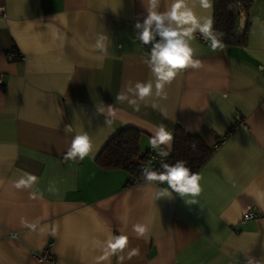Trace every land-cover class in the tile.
Masks as SVG:
<instances>
[{"label": "crops", "instance_id": "obj_1", "mask_svg": "<svg viewBox=\"0 0 264 264\" xmlns=\"http://www.w3.org/2000/svg\"><path fill=\"white\" fill-rule=\"evenodd\" d=\"M249 2L245 46L213 50L195 32L200 66L135 111L117 96L129 83H155L145 63L151 45L136 39L143 0H0V264H38L30 255L46 247L57 264H264V0ZM194 12L213 18L212 1ZM11 52L22 58L8 60ZM160 124L211 149L198 196L156 199L167 184L97 164L120 129L141 132L144 154L148 129ZM84 133L90 154L66 159ZM25 173L37 183L16 188ZM249 210L261 217L242 221ZM118 235L128 244L113 254L107 242Z\"/></svg>", "mask_w": 264, "mask_h": 264}, {"label": "clouds", "instance_id": "obj_2", "mask_svg": "<svg viewBox=\"0 0 264 264\" xmlns=\"http://www.w3.org/2000/svg\"><path fill=\"white\" fill-rule=\"evenodd\" d=\"M147 16L143 22H137L136 39L141 45H151L150 51H147V64L155 83L151 80L148 82L137 81L133 85L129 83L126 91L120 93L117 99L127 101L135 111H139L140 104L138 101H144L145 98L152 96L164 98V88L171 84L179 72L189 67L198 68L200 61L194 59V49L191 41L194 33L199 31L207 40L210 41V47L216 50L221 45L223 33L213 29V20L211 16L198 17L194 8L197 3L201 8L210 7V0H171L170 5L164 11L160 10L161 0H143ZM106 36L98 37V46L102 51L107 53ZM64 132L71 133L73 128L71 124L64 126ZM151 133L149 145L162 158V171L157 172L149 167H143L142 176L149 184L156 186L158 184H167V188H156V199L160 197H171L172 193H178L181 196L191 195L196 197L201 192L200 174L192 172L186 166V162L178 160L174 164L164 162L170 155L173 143V133L163 124L148 129ZM195 149L196 144L191 145ZM92 144L87 133L77 134L72 137L71 144L67 150L66 159L83 160L91 152ZM37 183V177L25 173L16 182V188H31ZM171 190V191H169ZM49 191H55L50 188ZM193 199L189 203H195ZM134 231L143 236L145 228L141 225H135ZM128 244V237L118 235L107 242V248L111 249L114 254L118 249H124ZM107 258V257H105ZM246 264H253V259L249 258Z\"/></svg>", "mask_w": 264, "mask_h": 264}, {"label": "trees", "instance_id": "obj_3", "mask_svg": "<svg viewBox=\"0 0 264 264\" xmlns=\"http://www.w3.org/2000/svg\"><path fill=\"white\" fill-rule=\"evenodd\" d=\"M213 4V29L223 33L221 44L225 46H245L248 34L247 12L249 0H211ZM241 17L246 19L244 32L235 35L238 21ZM173 143L170 155L165 159L169 164L178 160L186 162L192 172L197 173L209 160L211 149L202 140L189 134L180 127H176L173 134ZM141 132L132 127H124L114 134L99 153L96 162L103 169H120L128 172L133 179L143 180L141 174L143 167H148V153L142 154L139 148ZM195 143L193 149L191 145Z\"/></svg>", "mask_w": 264, "mask_h": 264}, {"label": "built area", "instance_id": "obj_4", "mask_svg": "<svg viewBox=\"0 0 264 264\" xmlns=\"http://www.w3.org/2000/svg\"><path fill=\"white\" fill-rule=\"evenodd\" d=\"M0 14L3 15V11L0 10ZM200 40H204L202 36H198ZM21 59L22 56L17 53V52H11L7 55L8 60H16V59ZM2 83L1 78H0V84ZM161 157L157 154V150H153L151 147L149 148V153H148V162L147 165L150 169H153L157 172L162 171V168L160 167L161 165ZM164 162H167L164 160ZM168 163V162H167ZM146 181V179H144ZM166 184V183H165ZM164 184H158L156 186H161ZM261 217V213L258 211L254 210H249L245 212L242 216V221H250V220H256ZM31 259H33L36 263L38 264H57V261L55 257L52 255L50 248L46 247L42 249L40 252H33L31 253Z\"/></svg>", "mask_w": 264, "mask_h": 264}, {"label": "water", "instance_id": "obj_5", "mask_svg": "<svg viewBox=\"0 0 264 264\" xmlns=\"http://www.w3.org/2000/svg\"><path fill=\"white\" fill-rule=\"evenodd\" d=\"M245 24H246V19L244 17H241L238 21V26L235 30V35H241L244 32Z\"/></svg>", "mask_w": 264, "mask_h": 264}]
</instances>
